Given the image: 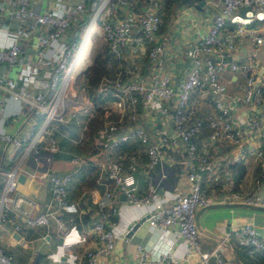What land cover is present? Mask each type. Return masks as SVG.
Instances as JSON below:
<instances>
[{
    "label": "built area",
    "instance_id": "built-area-1",
    "mask_svg": "<svg viewBox=\"0 0 264 264\" xmlns=\"http://www.w3.org/2000/svg\"><path fill=\"white\" fill-rule=\"evenodd\" d=\"M216 1L222 5L221 12L214 18L209 32L203 35L195 46L190 71L178 89H174L170 76L166 74L153 75L150 85L143 81L125 82L120 76L113 79L103 77L95 89L102 101H112L118 111L124 112L126 105H130L134 112L132 119L135 121L138 120L136 111L140 102L148 111L161 108L164 102L175 97L178 99V105L172 117L173 133L162 132L159 141L142 125L126 133H118L119 122L109 121L97 130L95 146L100 153L109 157L108 163L102 164L101 169L111 184L105 192L109 208L107 210L103 206L101 219L93 226L98 243L86 252L89 264H99L102 259L113 254L119 240H129L127 226L120 217L123 205L119 194L125 195V208L144 209L148 213L146 222L152 230L162 237L168 234L172 237L169 247L158 256L139 246L134 253L138 264H237L225 258V244L229 240L244 249L253 260H258L264 252V235L259 234L255 227L249 224L227 233L210 252L202 251L198 242V209L215 203L264 207V195L234 189L224 191L220 201H215V197L205 186L207 175L214 173L215 164L208 153L199 148L196 141L205 125L203 121L189 123L186 116L189 101L195 92H199L203 100L212 96L216 114L208 123L211 129L210 139L214 142L227 139L236 145H242L243 131L234 124L232 108L227 104L228 89L220 78L228 68L225 61L239 48V38L264 49V35L260 34L257 27L240 20L233 32L229 29L241 10L252 11L249 12V22L255 11L264 17V0ZM144 2L146 11L134 14L131 24L125 20H104L114 17L119 6L129 5L130 0H52V6L42 13L34 10L33 0H0V19L8 21L7 23H17L13 29L4 27L5 25L0 26V33L9 41L8 45H0V144H12L19 150L27 148L34 150L36 154H40L43 149L51 155L59 151L55 136L56 122L66 114V99L73 80L78 43L76 39L67 45L55 43L67 33L73 19L82 17L87 11H93L95 19L103 17L104 36L112 48H125L135 42L140 47H148L149 59L156 62L164 52L163 46L155 43L163 25L160 12L162 0ZM132 25L139 29V34L135 37ZM35 36L37 44L32 59L24 61V43ZM51 47H54L55 53L49 55L48 50ZM253 57V61H237L231 64L230 70L247 74L241 100L244 105L256 108L264 105V81L261 77H264V66L256 53H253ZM13 71L16 72V77L12 76ZM7 95L19 104L18 113L34 118V123L24 137L13 136L5 129ZM262 127L259 117L253 115L249 121V130L257 133ZM43 140L48 143L44 148L39 144ZM125 143H136L145 150L147 172L153 171L161 163L162 146L183 149V165L190 183V191L176 193L167 199L156 185L149 182L147 192L142 196L137 195L135 178L127 174L120 160L111 158ZM248 158L257 161L261 177L264 179V147L247 146L241 155L233 157V161L240 162ZM51 160L49 155L47 161ZM213 178L216 183L221 180L218 175ZM49 180L52 209L34 214L33 201L18 191L16 171L7 173L6 187L4 192L0 193V218L6 219L14 213L19 215L22 225L28 228L48 226L51 221H56L60 235L64 239L70 237V226L59 219V216L62 213L76 215L79 212L77 205L67 200L72 174H50ZM113 217H116V220ZM22 225H17V229L22 228ZM178 250L181 252L178 253ZM193 257H196L197 261L192 260ZM0 264H14L1 245Z\"/></svg>",
    "mask_w": 264,
    "mask_h": 264
},
{
    "label": "crops",
    "instance_id": "crops-1",
    "mask_svg": "<svg viewBox=\"0 0 264 264\" xmlns=\"http://www.w3.org/2000/svg\"><path fill=\"white\" fill-rule=\"evenodd\" d=\"M191 1L189 5L166 7L162 0L160 12L163 25L155 43L161 44L164 52L156 62L149 59L148 47H140L135 42L125 48H112L104 36L103 17L95 19L93 11H87L82 17L73 19L70 29L63 37H73L76 41H80H77L73 80L66 99V114L56 122L59 151L51 155L43 149L40 154H36L34 150L27 148L19 150L12 144L1 143L0 193L4 192L6 187L7 173L16 171L18 191L33 201L34 214L43 213L52 209L50 171H56L58 175L72 174L67 200L76 204L79 212L76 215L62 213L59 216V219L71 228L72 234L67 239L60 235L56 221H51L48 226L28 228L22 225L21 218L14 213L6 219L0 218V245L11 256L14 264H89L86 252L98 243L93 226L101 219L103 206L107 210L109 208V200L105 192L111 184L104 177L101 169L102 164L108 163L109 157L100 153L95 146L97 130L109 121L119 122L118 133H126L142 125L156 141H159L162 132L173 133L172 117L178 99L175 97L164 102L161 108L150 111L140 102L136 111L138 120L135 121L132 119L134 112L130 105H126L124 112L118 111L112 101L108 103L102 101L99 105H95L88 95L87 76L99 64L104 69L103 77L113 79L120 76L125 82L143 81L150 85L153 75L166 74L170 76L174 89H178L190 71L195 46L201 37L209 32L214 18L222 9V5L216 0ZM138 3L141 6H138ZM51 6L52 0H33V8L37 13H42ZM143 9L146 11L144 0H130L129 5L119 6L114 17L104 20L111 22L125 20L132 24L134 14L145 12ZM250 11L246 9L239 11L229 29L233 32L236 24L243 20L257 27L260 34L264 35V17L260 16L259 12L253 11L254 16L249 22ZM7 22L0 19V26L5 25L4 27L9 26L13 29L17 24L15 21ZM132 27L135 37L139 34V29L134 25ZM60 39L55 43L56 45L66 44ZM8 43L6 36L0 33V45H8ZM36 44V36L24 43V61L27 55L33 54ZM237 44L239 48L225 61L228 68L220 79L228 89L227 104L232 108L234 124L243 131L242 145H236L227 139L222 142H214L210 139L211 129L208 123L216 114L212 96L203 100L200 93L195 92L186 110L189 123L203 121L205 125L196 141L199 148L208 153L215 164L214 173L207 175L205 186L215 197L216 202L220 201L224 191L230 189L264 195V179L261 177L257 161L254 158L240 162L233 161V157L241 155L247 146L264 147V105L252 108L242 103L247 74L230 70L231 64L237 61H253V53H256L264 66V49L240 38ZM54 53L55 49L51 47L48 54ZM11 74L16 77L15 71ZM261 77L264 81V77ZM94 91L96 93V90ZM18 110L19 104L7 95L5 129L13 136L24 137L34 123V118L18 113ZM253 115L259 117L263 126L257 133L249 130V121ZM46 143L47 141L43 140L39 144L44 148ZM161 154V163L150 172L145 169L146 152L136 143H129L111 158L120 160L127 174L135 178L139 196L147 192L149 182L156 185L159 192L167 199L176 193H188L190 183L183 165L185 158L183 149L166 145L162 146ZM49 155L52 158L50 162L47 161ZM238 163H242L246 174L240 184L235 185L237 172L233 166ZM20 175L25 176L22 182L18 180ZM214 175L221 178L220 182L214 181ZM119 200L123 205V213L120 217L127 226L129 240H119L113 254L102 259L99 264H138L134 259V253L139 246L147 248L154 256L166 251L172 238L171 234L162 237L149 227L146 222L148 213L144 209L125 208V197H122V194H119ZM197 216L198 242L204 252L214 250L227 233L246 224L254 226L259 234L264 235V211L244 207L200 208ZM113 218L116 220V217ZM143 219L146 220L134 230ZM19 224L22 228L17 229ZM225 245V258L228 261L238 260L242 264L259 262V259H251L233 240L227 241ZM180 252L178 250V253ZM192 260L197 261V258L193 257ZM180 264L186 263L180 262Z\"/></svg>",
    "mask_w": 264,
    "mask_h": 264
},
{
    "label": "trees",
    "instance_id": "trees-1",
    "mask_svg": "<svg viewBox=\"0 0 264 264\" xmlns=\"http://www.w3.org/2000/svg\"><path fill=\"white\" fill-rule=\"evenodd\" d=\"M191 2H192L191 0H164V4L166 5V7H168L170 5L171 6L172 5H185V4L189 5ZM103 76H104V69H103V67H100L99 64L91 72V74L87 76V79H88V83H87L88 95L91 98V100L93 101V103H95V105H99L100 102H102V99L96 95L94 90L99 85ZM56 134L57 133L55 132V136H56ZM128 144L129 143L123 144L121 149ZM233 167L237 172V176L235 178V185H238L244 179L246 171H245V168L242 165V163L235 164ZM256 264H264V252L261 254V256L259 257V262Z\"/></svg>",
    "mask_w": 264,
    "mask_h": 264
},
{
    "label": "water",
    "instance_id": "water-1",
    "mask_svg": "<svg viewBox=\"0 0 264 264\" xmlns=\"http://www.w3.org/2000/svg\"><path fill=\"white\" fill-rule=\"evenodd\" d=\"M138 6H141L140 3H138ZM145 11V9H143ZM61 41H64L66 44H68L69 42H71L73 40V37H68V38H65V37H62L60 39ZM32 59V54L30 53V55H27L26 58H25V61L27 60H31ZM50 174H57L56 171H50ZM25 176L24 175H20L19 176V181L22 182L24 180ZM122 197H125L124 194H122ZM219 207H244V208H249V209H254V210H258V211H264V207H258V206H253V205H246V204H215V205H212V206H209V207H206L207 208H219ZM146 219H143L140 223H138L135 227H134V230H136L140 224H142ZM196 222H197V227H199V220H198V216L196 218ZM237 264H242L240 263L238 260L236 261Z\"/></svg>",
    "mask_w": 264,
    "mask_h": 264
},
{
    "label": "rangeland",
    "instance_id": "rangeland-1",
    "mask_svg": "<svg viewBox=\"0 0 264 264\" xmlns=\"http://www.w3.org/2000/svg\"><path fill=\"white\" fill-rule=\"evenodd\" d=\"M78 42L80 41V40H77ZM88 71H90L89 69H88Z\"/></svg>",
    "mask_w": 264,
    "mask_h": 264
}]
</instances>
